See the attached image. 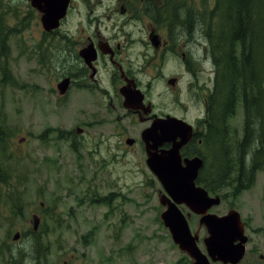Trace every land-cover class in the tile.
I'll return each instance as SVG.
<instances>
[{"label": "rangeland", "instance_id": "374dc122", "mask_svg": "<svg viewBox=\"0 0 264 264\" xmlns=\"http://www.w3.org/2000/svg\"><path fill=\"white\" fill-rule=\"evenodd\" d=\"M27 2L11 0L10 6L18 4L23 17L27 14ZM147 2L162 6L160 0ZM185 4L180 5L179 14L184 12ZM190 4H195V0H189ZM84 7L75 0L67 17L50 32L33 12L28 15L29 25L23 33L11 37L9 63L0 70V125L8 134L7 151L0 147V161L12 156L8 167L15 170V183L17 175L22 176L24 214L8 219L0 214V239L13 250L28 249L33 215L38 213V230L42 226L40 231L47 234L42 247L47 254L46 264H192L193 259L179 248L163 223L161 213L166 206L161 204L159 190L164 187L145 164L143 151L137 145L121 144L113 136L115 127H138L132 125L133 117L122 118L115 110L95 107L93 100L99 95L95 87L82 91L69 84L68 93L59 94L57 84L64 80L59 75L62 69L59 60L52 59L50 54L58 51L66 58L61 50L64 47L70 59L68 75L74 78L81 59L79 51L88 44L78 37L82 23L77 12L84 11ZM4 9L9 11V0H4ZM12 16L6 15L9 19ZM47 33L52 34L50 44ZM36 45L42 49L34 50ZM175 61L184 76L180 88L155 79L151 85L144 83V90L151 98L147 99L159 108L182 114L177 105H172L178 95L182 101L188 97L187 74L185 67ZM129 62L133 68L140 65L138 60L134 65ZM4 67L11 77L6 82ZM170 67L168 74L173 76L178 65L172 63ZM104 83L108 84L106 76L100 79V84ZM238 99L236 115L228 121L231 129L239 128L237 135L228 133L235 140H241L245 131L240 96ZM96 112L101 114L93 116ZM81 129L87 132L84 136L79 133ZM235 140L229 141L226 150H236ZM74 141L78 149L72 148ZM255 146L254 142L252 149ZM214 151L215 148V156ZM211 192L212 196L219 195L221 201L209 212L223 216L235 209L245 224L249 242L245 258L238 264H264V169L257 173L255 183L237 196L232 195L230 186ZM110 193L116 194L111 205L98 200ZM179 206L191 231L199 235L198 246L208 255L205 238L209 233L206 225L200 223L201 215L184 204ZM3 207L4 203L0 209L7 214L10 210ZM17 231L21 236L14 239ZM30 258L27 264H32ZM210 260L212 264H224Z\"/></svg>", "mask_w": 264, "mask_h": 264}, {"label": "flooded vegetation", "instance_id": "af4514ba", "mask_svg": "<svg viewBox=\"0 0 264 264\" xmlns=\"http://www.w3.org/2000/svg\"><path fill=\"white\" fill-rule=\"evenodd\" d=\"M27 1L25 16L22 17L20 7L16 3L8 14L13 15L16 22L19 20L29 25L28 15L34 12L39 16L40 24H43L44 12L31 0ZM79 1L85 7L84 11L80 9L77 12V17L78 19L79 16L81 17L82 23L78 37L83 44H88L79 51L81 59L78 60L74 78L68 75L70 59L66 49L61 48L66 58H63L58 51L51 52V58L59 60L62 69L59 74L61 79L70 77V87H78L82 91L97 88L99 95L93 100L95 107L115 110L122 118L132 116L134 120L132 125L138 127L131 126L129 130L115 127L113 136L121 144L124 142L131 146L137 145L143 151L144 162L147 165L149 148L152 152L161 153L173 146L172 142L159 143L160 137L147 133L154 123L172 116L192 125V135L181 148L182 163L185 164V158L200 157L204 164L196 184L201 185L199 178L205 168H208L205 180L212 181L213 157L218 158L222 147L226 149L227 143L230 144L229 141L235 140L228 136L230 131L234 133L233 135L239 133V128L231 129L228 121L236 115L238 103L236 101L240 96L238 82L240 76L232 84L221 79L222 76H226L228 69L224 64L225 52L218 49L219 42L213 34L214 26L211 20L216 19L217 16L179 14L180 5L189 3V0H160L162 6L159 7L149 4L147 0ZM199 2V5L205 4L203 0ZM74 5L75 0H71L65 18ZM189 19L194 20L190 22ZM42 33L45 35L46 32L42 31ZM51 35L47 33L49 44ZM87 50L91 53L88 54ZM136 60L140 61V65L133 68L129 61L134 65ZM175 60L185 67L187 74L185 91L188 97L182 101V97L178 95L172 105V107L177 105L183 111L182 114L166 112L159 108L153 100L147 99L150 97L147 90H144V83L151 85L155 79L159 82L166 80L168 85L180 88L184 76L181 75L180 65ZM172 63L178 65L175 76L168 74ZM103 76L107 77L109 85L100 84ZM171 79L175 84L170 83ZM69 89L68 86L64 95ZM128 91L135 92L142 99L133 105H126L125 93ZM100 114L96 112L92 115ZM140 122L141 127H139ZM79 133L84 136L87 132L81 129ZM177 141H181V138L179 137ZM235 141L234 146L240 148V140L237 138ZM217 161L219 162L216 160L215 164ZM162 192L163 189L159 190V193ZM37 215L40 216L38 213Z\"/></svg>", "mask_w": 264, "mask_h": 264}, {"label": "trees", "instance_id": "16d2710c", "mask_svg": "<svg viewBox=\"0 0 264 264\" xmlns=\"http://www.w3.org/2000/svg\"><path fill=\"white\" fill-rule=\"evenodd\" d=\"M203 2L204 5H199L200 2L196 1L194 6L190 4L191 8L189 3H186L183 15L217 16L211 20L214 26L213 34L218 39V49L225 52L224 64L228 69L226 76L221 79L232 84L240 76V107L243 110L245 131L240 140V148L226 150L222 147L221 154L215 158L211 167L212 181L205 180L208 171V168H205L199 182L210 192L230 186L232 195L237 196L244 189L251 187L256 181L257 173L264 169V0ZM11 9L12 6H9V10ZM6 15L8 16V12L4 9L3 0H0V70L3 65L9 63L11 37L21 35L24 27L28 25L19 20L16 22L13 16L9 19ZM33 49L39 51L42 48L37 46ZM3 73L5 82L11 80L7 67H4ZM7 137L8 134L0 125V147L5 152ZM254 142L256 146L252 149ZM72 148L78 149L75 141ZM6 157L0 161V208L4 203L3 210L10 211L4 214L0 209V214L8 219L11 215L23 216L24 192L21 189L22 176L17 175L15 183V170L8 167L13 157ZM216 160L219 162L215 165ZM115 195L110 193L99 197L98 200L111 205ZM42 228L41 226L39 229ZM40 230H30L32 238L28 249L13 250L0 239V264H27L29 256L32 264H46L47 254L42 247L47 234L44 236V230Z\"/></svg>", "mask_w": 264, "mask_h": 264}, {"label": "water", "instance_id": "95a60500", "mask_svg": "<svg viewBox=\"0 0 264 264\" xmlns=\"http://www.w3.org/2000/svg\"><path fill=\"white\" fill-rule=\"evenodd\" d=\"M31 1L44 12L42 22L47 31L59 27L70 4V0ZM87 53L91 52L87 50ZM170 83L175 84V81L171 79ZM68 85L69 78L59 83V94H64ZM125 97L126 105H133L142 99L133 91L125 93ZM147 133L160 137L159 143L163 141L173 143L170 149L161 153L152 152L149 148L148 166L164 187V192L160 193V201L166 209L161 213V218L174 242L193 259L192 264H212L210 258L213 261H222L224 264L241 262L246 256L249 242L241 214L235 209H231L223 216L209 212L213 205L220 203L221 197L212 196L208 189L196 184L204 164L203 159L185 158V164L182 163L181 148L192 135V125L182 119L169 116L167 119H159L158 123H154L147 130ZM179 137L181 141H177ZM180 204L187 205L192 211L201 215L200 223L206 225L209 233L205 238L208 255L198 246L199 235L191 231L187 216L181 210ZM40 220V216L33 215L35 230H38ZM20 236L21 232L17 231L13 238L19 239Z\"/></svg>", "mask_w": 264, "mask_h": 264}]
</instances>
